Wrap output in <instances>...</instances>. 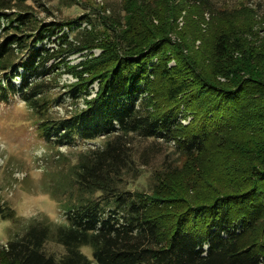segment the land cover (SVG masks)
<instances>
[{
	"label": "trees",
	"instance_id": "1",
	"mask_svg": "<svg viewBox=\"0 0 264 264\" xmlns=\"http://www.w3.org/2000/svg\"><path fill=\"white\" fill-rule=\"evenodd\" d=\"M25 1L0 0V101L19 96L37 117L41 139L54 147L108 140L100 149L79 155L74 167L79 196L70 204L60 202L65 224L53 229L44 221L28 223L24 234L3 249L4 264H264V239L243 244L264 196V163L246 191L198 202L176 216L161 215L163 207L123 188L125 177L136 171L128 138L174 140L187 116L178 104L157 116L143 113L140 106L155 80L169 82L171 101L191 88L188 79L173 74L162 61L161 43L148 41L154 31L142 17V1L128 0L123 9L126 29L120 32L113 21L102 25V53L84 59L81 71L69 68L78 81L55 97L48 96L52 85L45 80L68 67L70 56L94 48L100 29L85 15L66 22H37L22 10ZM86 21L92 27L78 41ZM240 92L205 84L200 88L193 99H206V107L197 126L179 140L183 154L203 152L214 134L228 130L235 116L244 113ZM213 93L212 100L204 97ZM82 98L85 107L77 114L49 119L52 108ZM97 193L100 197L95 198ZM0 217L13 221L15 212L0 202ZM52 238L65 248L61 258L45 250ZM83 248L91 249L92 258Z\"/></svg>",
	"mask_w": 264,
	"mask_h": 264
},
{
	"label": "rangeland",
	"instance_id": "2",
	"mask_svg": "<svg viewBox=\"0 0 264 264\" xmlns=\"http://www.w3.org/2000/svg\"><path fill=\"white\" fill-rule=\"evenodd\" d=\"M141 1L142 17L154 31L148 41L161 43L162 61L173 74L188 79L191 88L171 101L169 82L164 78L155 80L140 106L143 113L157 116L178 104L187 116L175 131L174 140L142 139L136 135L128 138L136 171L125 177L123 188L141 193L150 204L163 207L161 215L176 216L198 202L246 191L264 163V0H210L208 4L189 0ZM127 5L128 0L23 3L22 10L31 12L37 22H66L85 15L100 29L101 41L96 39L94 48L70 56L68 67L62 66L45 80L52 85L49 97L63 94L78 81L68 73L69 68L81 71L82 62L102 53L98 46L105 39L100 33L104 30L102 25L113 21L120 32L127 28L128 17L123 16ZM88 23L84 22L77 34L78 41L85 38V30L91 29ZM219 43H223L222 50ZM84 77L90 79L89 74ZM204 84L228 91L241 89L245 109L235 116L228 130L212 136L203 152L188 156L182 153L179 140L197 126L206 107V99H193ZM214 95L204 97L212 100ZM84 107L85 98L67 100L49 111V119L72 116ZM37 124V117L19 96L0 101V202L15 212L13 221L0 217V264H4L3 249L7 243L24 234L28 223L44 221L53 229L65 224L60 202L70 204L79 196L74 177L79 155L100 149L108 140L101 137L75 147L57 148L41 139ZM94 197H100V193ZM263 197L243 238L244 246L254 239H264ZM45 250L57 258L66 252L53 238ZM82 252L92 258L90 248H83Z\"/></svg>",
	"mask_w": 264,
	"mask_h": 264
}]
</instances>
